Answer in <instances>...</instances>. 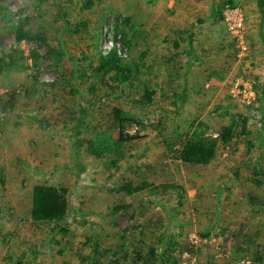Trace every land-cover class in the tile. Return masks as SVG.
Segmentation results:
<instances>
[{
	"label": "rangeland",
	"instance_id": "rangeland-1",
	"mask_svg": "<svg viewBox=\"0 0 264 264\" xmlns=\"http://www.w3.org/2000/svg\"><path fill=\"white\" fill-rule=\"evenodd\" d=\"M57 2L68 9L70 26L57 17L53 0L2 2L8 10L0 18V264H86L82 258L91 249L85 243L114 246L130 229L141 230L137 238L145 246L160 249L162 264L171 240L192 247L180 264H251L256 253L264 258V20L257 1L104 0L92 10L80 0ZM217 9L223 20L215 17ZM18 21L29 32L45 28L47 44L64 48L68 71L95 65L113 46L126 67L140 56L135 79L153 93L152 103L139 96L132 101L135 88L111 77L94 93L73 79L79 94L71 96L63 82L55 84L51 60L35 63L29 56L32 50L43 55L47 46L17 45L4 29ZM82 21L87 27L74 33ZM115 26L128 45L114 36ZM13 51L20 53L16 66L1 67ZM202 52L210 59L205 74H185L198 67ZM114 108L140 121L126 124L127 133L153 140L119 143ZM222 109L230 116L219 117ZM189 115L213 138L225 125L220 118L243 120L251 144L238 137L220 145L210 163L184 164L170 146L178 118L192 122ZM39 186L68 189L60 224L67 236L32 222L31 196ZM240 247L248 250L237 254Z\"/></svg>",
	"mask_w": 264,
	"mask_h": 264
},
{
	"label": "trees",
	"instance_id": "trees-1",
	"mask_svg": "<svg viewBox=\"0 0 264 264\" xmlns=\"http://www.w3.org/2000/svg\"><path fill=\"white\" fill-rule=\"evenodd\" d=\"M39 5L44 4L47 0H38ZM81 6L84 10H92L97 5L101 4L104 0H80ZM258 11L260 13L261 19L264 20V0H256ZM3 0H0V18L5 19L7 7L2 4ZM55 7L58 10L57 17L62 20L64 25H69L66 16L70 13L68 9L65 8L64 4L53 0ZM215 14L217 18L223 20L222 11L216 10ZM126 23H130V20H126ZM87 22H79L74 33H79L81 30L87 27ZM7 32H12L15 35V41L17 45L22 42L35 43L38 47L46 45L48 50L46 53L41 55L38 50H32L29 56L33 62H38L41 58H46L52 61L54 66L57 68V80L56 83L63 82L65 84L66 91L75 97L79 94V90L72 84V80L76 79L78 87L84 89L88 93H94L98 88L104 86L107 78L111 77L112 80L119 85L128 86L129 91L128 98L132 101L136 100V96L140 97V100L147 102L149 104L153 101V93L149 92L148 86L143 84L138 87V81L135 79V71L138 69V60H133L132 65L126 67L124 65V58L120 56L116 48L113 46L108 52L100 54L95 61V65L82 66L80 69L74 71H68L62 68V61L65 57V50L62 45H58L57 48L52 47L47 44V39L45 38L47 30L45 28H40L36 32H29L25 28L24 23L12 22L8 27L4 28ZM3 29V30H4ZM122 35L123 41L128 45V39L126 35L115 26V35ZM262 40L264 42V35L262 34ZM1 47V41H0ZM175 47H178L175 44ZM14 54L8 55L9 63L3 61L1 67L12 68L13 64L16 66L14 61L15 55H20L17 51H13ZM144 56V55H143ZM142 57V56H141ZM13 59V60H12ZM198 67L183 70V72L202 76L205 74V69H207L210 62L209 57L205 52L197 55L195 57ZM6 65V66H4ZM203 65L206 67L203 68ZM189 70V71H188ZM0 74L2 69H0ZM184 76V75H183ZM181 78V76H180ZM49 88H53L52 84L45 83ZM142 90V91H141ZM144 104V103H143ZM193 101L188 99L186 102L187 107H192ZM86 112V111H85ZM230 116L229 112L225 109L219 111L218 116ZM113 122L118 129V142L122 144L139 142L140 144L147 143L153 140L152 136L140 135L139 132L133 134L127 133L126 124H135L136 126H141L140 121L130 120L124 116L122 110L114 108L112 110ZM190 115L188 118L190 119ZM192 118V117H191ZM220 118L225 125L220 127V132L218 137L213 138L201 133L198 130L199 125L195 123V119L178 118L179 124L176 126V136L171 143L172 151L175 153L176 158L184 164L188 165H206L213 161L218 153L220 145L231 144L232 141L238 137H244L248 140L251 138V133L247 130L244 121L238 122L234 117ZM194 124H197L196 126ZM195 127V128H194ZM198 127V128H197ZM251 143L248 141V145ZM259 184V182H255ZM174 188V187H171ZM68 189L65 187H47L39 186L35 188L31 196V220L37 224L49 225L53 227V231L57 234L63 236L68 235V230L66 227L60 225L66 218L69 209V193ZM141 230L133 231L130 229L128 233L120 232L118 234L119 244L111 245L106 247H101L100 240L94 243H85L91 249V254L88 257H83L82 261L86 264H162V255L160 254V249L151 245H144L141 239L137 237L141 235ZM142 236V235H141ZM137 238V239H136ZM244 250H248V247H240L236 253L241 254ZM185 252H192L191 245L187 243H180L178 241H168L166 244L165 252V262L166 264H180L181 257ZM164 258V257H163ZM251 264H264V258L259 253L255 254L254 259H249ZM14 264H29L21 259H16Z\"/></svg>",
	"mask_w": 264,
	"mask_h": 264
}]
</instances>
